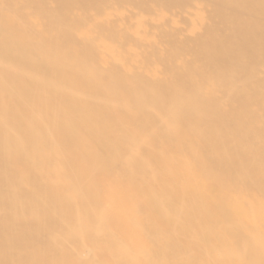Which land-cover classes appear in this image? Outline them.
Instances as JSON below:
<instances>
[{
    "label": "bare ground",
    "instance_id": "1",
    "mask_svg": "<svg viewBox=\"0 0 264 264\" xmlns=\"http://www.w3.org/2000/svg\"><path fill=\"white\" fill-rule=\"evenodd\" d=\"M0 264H264V0H0Z\"/></svg>",
    "mask_w": 264,
    "mask_h": 264
}]
</instances>
